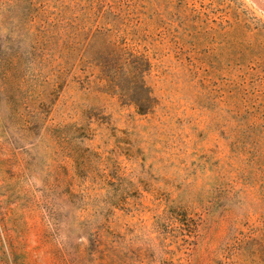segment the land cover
I'll list each match as a JSON object with an SVG mask.
<instances>
[{
    "label": "rangeland",
    "instance_id": "1",
    "mask_svg": "<svg viewBox=\"0 0 264 264\" xmlns=\"http://www.w3.org/2000/svg\"><path fill=\"white\" fill-rule=\"evenodd\" d=\"M0 264H264V0H0Z\"/></svg>",
    "mask_w": 264,
    "mask_h": 264
}]
</instances>
